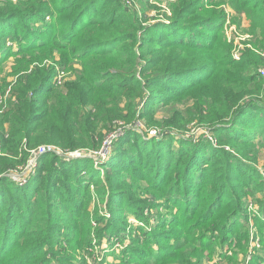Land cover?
Segmentation results:
<instances>
[{"label":"rangeland","instance_id":"1","mask_svg":"<svg viewBox=\"0 0 264 264\" xmlns=\"http://www.w3.org/2000/svg\"><path fill=\"white\" fill-rule=\"evenodd\" d=\"M187 1L190 0H104L109 2L108 12L118 8L128 22L139 26L138 35L157 23L169 24L179 6ZM67 2L74 0H0V11L10 8L23 15L28 11L35 13L27 18L28 32L18 31L17 22H13L16 30L9 28L5 30L7 34L1 31L6 29L5 26L0 27V195L4 198L3 202L8 203L0 208V222L8 224L3 216L9 209L14 217L25 214L28 221L25 229H29L30 233L19 237V241L24 245L33 240L43 242L44 247L33 251L40 260L38 264H134L139 257L132 247L147 250L148 247L156 248L151 245L158 242L167 244L169 248L172 241H167L164 236H179L175 227L189 226L186 224L197 220V215L192 217L191 206L186 205L188 198L177 195L171 185L162 189L157 187L160 177H151L157 171L153 168L154 162L146 167L148 161H141L131 170L114 163H123L126 157L141 151L135 141L140 138L146 142L145 146L150 145V149L154 148L164 158L173 154L174 178L185 164H189L188 148H192L195 152L200 151L203 162L207 161L205 168H210V174H216V168L221 167L220 170L225 168L234 180L244 181L242 184L236 182V187L227 190L226 195L229 194L227 201L231 199L233 203L240 199L239 222H243V217L246 221L238 230L248 238L246 248H239L235 232L230 235H225L224 229L208 232L209 223L201 225L200 228H206L207 240H211L212 244L208 249H201L200 264H264V125H257L261 119L258 111L264 110V36L248 32L249 21L243 15L236 16L228 0H203L209 9L207 17L221 20L218 24L226 44L231 45V58L238 61L245 50L256 56L253 66L262 85L259 94L254 92L244 97L243 100L257 99L260 107L247 116L242 115L240 127L228 126L232 123L231 110L222 117L227 126L215 130L221 124L202 125L191 116V112H195L194 99L174 100L159 107L157 102L146 101L149 104L146 106L139 91L130 99L124 91H113L108 83L115 79H103L105 73L102 71L99 77L89 74L88 67L94 61L90 56L81 59V53L77 56L71 49L57 48L51 42L45 47H34L29 52H16L27 45L24 38H30L31 45L39 44L52 38L47 34L52 25L59 32L63 26L58 19L66 12H58L55 6L63 8ZM119 4L124 7L119 8ZM97 6H94V11L93 7L89 9L92 16H101L103 11H99ZM38 10L44 13L37 14ZM189 18L185 17V22ZM156 29L162 30L161 26ZM94 31L105 36L108 27L97 25ZM151 36V43L145 42L147 47H136L137 39L123 43L126 47H134L138 55L137 69L148 64L145 63L146 51L150 50L149 56L161 52L156 48L159 45L155 36ZM5 50L10 52L6 57L2 56ZM176 50L169 49L162 63L153 66L151 72L166 71L162 68L166 62H175L168 60L175 57ZM86 52L84 50V54ZM186 59V54L180 52L173 69L176 66L179 68V64ZM106 62L112 60L107 59ZM123 62L120 61L121 66ZM47 72L53 73V89L49 97H57L52 104L56 115L52 121L40 124L31 138L32 145L19 134L15 125L20 118L16 108L20 99L32 97L33 84L29 89L24 87V83H28L27 78L31 77L30 82L35 84ZM164 87L158 89L165 92ZM49 89V85L42 88L39 98L46 95L45 91ZM60 94L65 96L59 97ZM207 98H203L206 110L210 108ZM115 106L117 116L112 119ZM241 130L246 131L253 141L230 142L227 139L240 134ZM215 150H221V155H217ZM210 152L217 155L216 159L212 158L213 153L209 155ZM212 160L216 161L215 166L210 164ZM1 178H5L6 185H2ZM112 182L116 184L113 190ZM212 184L209 181L205 191L211 192ZM18 187L20 190L16 195L20 196V200L15 193L11 194L13 197L9 195L13 188ZM171 189L174 190L172 193ZM21 200V203L18 202ZM118 218L123 224L114 222ZM175 220L180 224L173 225ZM217 222L223 221L218 219ZM35 263L30 259L28 264ZM0 264L8 263L0 261Z\"/></svg>","mask_w":264,"mask_h":264},{"label":"trees","instance_id":"2","mask_svg":"<svg viewBox=\"0 0 264 264\" xmlns=\"http://www.w3.org/2000/svg\"><path fill=\"white\" fill-rule=\"evenodd\" d=\"M112 1L115 2L117 0ZM228 2L232 6L236 16L243 15L249 21L248 32L252 34L260 33L264 36V0H228ZM67 3V6L63 8L55 6L59 10L58 12H66V14H62L58 19L59 23L63 26L59 32L52 25V30H49L50 32L47 33L52 38L44 40L39 44L31 45V39L24 38L27 45L24 48L16 50V52H29L34 47H45V44L51 42L57 48L71 49L77 56L81 53L79 56L81 59L90 56L94 58V61L88 67L89 74L99 77L102 71L105 73V78L103 79L106 80V77L107 79L110 78V80L115 79L116 81L108 83L113 91H124L127 99L134 98L137 93L136 91H139L145 102H157V107L173 103L171 101L174 100L180 101L181 99L183 102V100L190 98L194 99L195 112H191V116L197 118L202 125L221 124L216 126L215 130L224 129L227 126L222 121V117L224 114H229L231 110H233L231 113L232 123L228 126L240 127L239 122L243 120L242 115L247 116L255 112L257 107H260V103L256 102L257 99L249 98L243 100L248 94L252 95L254 92L255 94H259L262 90L261 82L258 80V74L255 73L256 69L253 66L256 56L250 50H245L238 61L231 58V45L226 44L223 32L220 31V24H218V21L220 22L221 20L213 16L207 17L209 9L205 7L206 4L203 0H190L184 4L181 3L182 5L176 10V15L170 19L169 24L157 23L145 28L141 35H138L140 31L139 26L134 22H128L126 16L122 14L123 12H119L118 8H114L109 12L106 10L109 2H104V0H82L78 2L74 0L72 3ZM94 6H97L99 11H103L101 16L95 17L96 14L92 16L89 13L90 7H93L94 11ZM118 7L124 6L119 4ZM38 11L37 14L44 13L41 10ZM104 12L108 13L104 14ZM34 15L35 13H30L29 11L23 15V13L10 8L7 11H0V27L5 26L6 28L0 30L5 34H7L5 30L9 28L11 30L17 29L21 33L28 32L27 18H31ZM88 15L90 16L87 19ZM187 16H190V18L185 22V17ZM13 22L19 23L18 28H14ZM97 25L108 27V34L100 36L94 31V27ZM158 26H161L162 30H157L156 27ZM151 34L155 36L157 45H159L156 48H159L161 52H157L154 56H149L148 51L150 50L146 51L145 63L148 64L144 65L141 69H137L138 55L134 47H126L123 43L137 39L136 47H147L145 42L151 43L153 40ZM35 39L36 37H34ZM113 44L117 46H109ZM172 48L177 49L175 57L168 61H175L174 63H177L180 52H184L187 59L184 60V63L179 64L184 67L180 68L179 66V68H176L178 67L176 66L173 69L174 63L166 62L162 68L163 71H166L162 73L153 71L152 73L150 69L157 63H162L165 54ZM84 50L88 51L86 52L87 54H84ZM8 53L10 52L7 50L2 51V56L6 57ZM107 59H111L112 62H106ZM120 61H124V68H122L123 66H121ZM52 76V72H47L35 84L34 82H30L31 77L27 78L28 83H24L26 89H29L30 85L33 84L31 86L32 97L27 98L28 100H19L20 105L16 108V111L20 115V118L15 122V125L19 130V134L26 137L28 144H34L31 138L41 126L40 124L48 120L52 121L56 115L55 106L52 104L53 101L57 100V97H49L53 89V87L51 89ZM46 85H49L50 89L45 91L46 95L39 98V91ZM102 85H97L96 87ZM163 85L165 86L164 90L167 92H161L158 89ZM249 87L253 88L250 89L251 92ZM143 91L145 94H148L143 95ZM115 95L118 96L117 93ZM61 96L65 95L60 94L59 97ZM205 96L210 100V108L207 110L203 108V104L205 103L203 98ZM228 97L230 98L228 99ZM146 106H149L147 102ZM115 110L116 106L114 107L112 119L117 116ZM258 112L261 119L257 125L263 127L264 110H259ZM63 123L66 124L65 121ZM63 131L68 133L67 130ZM227 139L230 142L250 143L253 141L246 134V131L242 130L240 134L227 137ZM135 141L139 144L141 151L134 156L126 157L123 163L122 161H115L114 163L117 165L122 164L124 169L131 170L134 167L136 168V165L141 161H148L146 167H150V162H154L153 168L157 171L155 175L152 173L151 177H160L157 187L162 189L165 185H171L177 195L188 198L190 204L186 201V205L191 206L190 213L192 217L197 215V220L192 221L190 219L189 221L192 222L186 224L189 226L185 228L175 227V232L178 231L179 236L174 237L166 234L164 239L169 240V242L170 240L172 241L169 248L167 244H160L158 242L151 245V247L155 245L156 248L152 247L150 249L147 246V250L138 246L132 247V251L139 257L137 260L133 259L135 261L134 264H170L171 262L200 264L201 249H208L212 244L211 240L209 242L207 240V233L211 232L209 230L212 229H224L225 235L235 232L237 235L235 239L237 243L239 242V248L242 250L246 248L248 238L245 234H241L240 229L238 230L239 226L243 222L245 224L246 221L245 217H243L244 220L241 217L243 222H239L240 217H238V214L241 213L240 199H238L239 201L236 200L237 203H233L230 198L227 201L229 194L226 195L227 190H233L236 187V182L241 183L244 182L243 180H234L233 175L230 176V173L225 168L220 170L221 167L216 168L218 170L216 174H210V168L207 167L208 170L205 168L207 161L203 162L204 158H200V151L195 152L192 148H188L190 151L189 164H185L180 173L174 178L176 172L173 174L174 162L171 161L173 154H168L164 158L154 148L150 149V145L145 146L146 142L140 138L135 139ZM215 151L217 155H221L222 153L221 150ZM146 153H148L147 156H145ZM211 153L213 152H210L209 155ZM217 155L213 153L212 158L216 159ZM165 159L166 161H164ZM210 164L215 166L216 161L212 160ZM1 172L2 170H0ZM117 173L125 174L122 172ZM213 178H218L219 180L214 181ZM1 180H3L2 185H6L5 178H1ZM171 180H173V183H170ZM209 181L213 183L211 192L205 191ZM115 185L112 182V190ZM1 189H3L2 186ZM173 189H171V193L174 191ZM19 190V187L18 189L13 188V191L9 195L11 196L13 193L18 195ZM119 191L125 190L119 189ZM17 197L19 200L21 199L20 196ZM3 199V196L0 195V208L4 204L8 205L7 202H3ZM223 200L226 202H222ZM18 202L21 203L22 200ZM7 211L9 212H6L7 214L5 213L3 218L7 219L8 224L0 222V261L8 264H28L29 260L32 259L36 262L35 264L40 263V260L38 261L33 251L45 245L42 244L43 242L34 240L25 245L21 244V240L19 241L21 236H26L30 233L29 229L28 231L25 229L28 221H26L25 214L14 217L10 209ZM21 212L23 213V210ZM218 219L223 222H217ZM114 222L123 224L119 218L114 220ZM208 223V232H206V228L199 227ZM179 224L177 220L173 223V225ZM142 231L144 230L142 229ZM148 241H151V239ZM148 259L151 260L148 261Z\"/></svg>","mask_w":264,"mask_h":264},{"label":"built area","instance_id":"3","mask_svg":"<svg viewBox=\"0 0 264 264\" xmlns=\"http://www.w3.org/2000/svg\"><path fill=\"white\" fill-rule=\"evenodd\" d=\"M262 74H263V72H262ZM33 161H35V159H33ZM32 163L30 162V164L29 165H31Z\"/></svg>","mask_w":264,"mask_h":264}]
</instances>
